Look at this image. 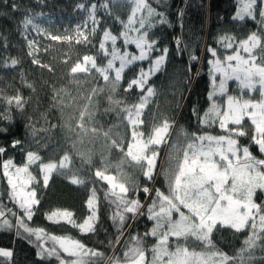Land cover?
<instances>
[{
    "label": "snow or ice",
    "instance_id": "1",
    "mask_svg": "<svg viewBox=\"0 0 264 264\" xmlns=\"http://www.w3.org/2000/svg\"><path fill=\"white\" fill-rule=\"evenodd\" d=\"M4 2L7 4V0ZM117 3L128 7L126 19L113 12ZM10 7L13 12L18 10L15 2ZM78 7L86 11L88 17L84 25L86 31L77 27L75 43L88 51L78 55L67 68L68 84H75L79 91L78 78L85 77L92 78L94 86L82 96L85 103L74 126L70 122L64 125L70 134H75V138H69L70 149L55 159H45L41 154L49 148V140L35 138L36 129L31 118L27 127L36 148L31 145L25 148L21 139L0 144V176L7 185L5 191L0 192V230L15 229L16 238L25 239L38 249L39 260L54 257L58 264H255L256 249L264 252V0H238L232 19L244 21L248 18L255 21L257 27L243 38L227 34L219 37L218 42L225 49H231V54L221 57L216 48L208 46L206 49L210 56L207 60L211 84L207 93L209 106L202 114L194 107L192 113L202 128L215 127L219 132L213 134L200 128L189 132L180 128L183 145L176 150L182 152V156L176 158L173 167L170 154L169 166L161 168L159 173L156 171L158 146L168 142L174 121L164 119L146 133L143 115L155 94L149 80L161 71L169 54V49L161 48L150 30L157 23L163 25L168 20L150 0H97L95 3L87 0ZM99 9L121 25L119 32H113L103 19H98ZM19 24L24 29L21 35L26 41V55L31 64L54 71L39 58L38 42L26 35L29 26L38 32L43 30L28 13ZM47 36L53 41L72 42L74 39L50 33ZM180 43L177 38L178 51L182 52ZM129 46H134V50ZM0 47L5 52L9 48L6 36L0 39ZM198 59L190 54L191 61ZM69 60L71 57L66 55L63 63L67 65ZM143 61H148L147 71L140 66L129 78L126 71ZM21 63L19 57L0 55V67L18 70L20 85L34 92L35 85L23 70H19ZM229 81L236 83V94L230 92ZM105 86H108V94L104 97L107 101L105 112H114L129 129L127 140L114 139L110 135L112 128L105 131L102 126L92 125ZM50 87V107L62 115L69 89L67 86ZM121 91L125 95H120ZM134 93L135 102H128V96ZM28 99L22 95L20 87L13 95L0 89V104L3 105L0 122L11 121L10 113H23ZM41 118L47 122L46 114ZM89 132L93 137L102 136L107 150L123 153L128 163L139 169L140 175L133 177L124 173L123 161L117 165L120 174H110L107 157L103 154L100 157L102 167H96L91 150L85 152L78 148ZM9 135V128L0 126V137L7 139ZM9 149L21 152L24 161L17 164L8 156ZM86 168L90 175L84 174ZM53 173L63 176L71 185L89 189L85 201L88 215L77 221L73 212L57 209L47 213L46 219L68 224L83 234L96 231L99 198L95 183L106 182L108 191L104 198L115 206L111 216L115 236L108 241L112 255L90 248L79 239L48 234L45 228L26 223L32 220L41 203L38 188L41 185L47 188ZM158 175L165 181L166 190L154 186ZM141 192L148 203L138 198ZM3 198L12 206L9 207ZM141 217L152 226L143 233L131 231V224ZM223 231L247 232L242 246L233 254L222 250L214 240L215 234ZM189 241L198 244L199 250L190 246ZM260 260L264 261V256ZM0 264H16L13 248L0 247Z\"/></svg>",
    "mask_w": 264,
    "mask_h": 264
},
{
    "label": "trees",
    "instance_id": "2",
    "mask_svg": "<svg viewBox=\"0 0 264 264\" xmlns=\"http://www.w3.org/2000/svg\"><path fill=\"white\" fill-rule=\"evenodd\" d=\"M13 2L18 5L16 12H13L10 7ZM150 3L158 11L163 12L168 20V23L163 25L157 23L156 27L150 31L154 37L158 38L161 48L167 47L169 49V54L161 71L149 80L155 94L150 98L148 106L144 110L143 119L145 124L143 131L149 132L154 124H159L164 119L174 121V126L170 130L168 146L170 144H182L183 139L179 136L180 128H184L189 132L197 131L200 128L203 131L216 134L219 132L218 128H202L198 125L197 118L192 113L194 107L202 114L209 106L207 93L211 90V84L210 66L207 60L210 56L206 49L208 46L216 48L221 57L231 54V49H225L218 42L219 37L227 34L243 38L249 32L256 30V22L248 18L244 21L232 19L238 8V0H150ZM31 5L30 0H7V4L4 0H0V39L6 36L9 44L6 52L3 47H0V55L21 58L22 63L19 70H23L29 81L35 85L34 92L21 86L17 74L18 70H5L0 67L2 78L0 89H3L8 95H13L16 93L17 87H20L22 95L26 99L30 98L23 113H10L12 116L11 121L0 122V126L8 127L10 133L7 139L0 137V144L9 143L12 139H21L25 142V148L29 145L36 148L32 133L27 127L30 122L29 118H31V123L34 124L36 129L35 138L41 141L45 138L49 140V148L42 150L41 154L45 159H55L64 150L70 149L69 138H75V134H70L68 128L64 125L70 122L74 126L75 120L79 118V110L85 103L82 96H86L88 90L94 85L92 78L85 77L78 78L80 80L79 91L75 84H68L67 68L78 55H83L88 51L83 45L72 43L69 45L68 50L71 52L72 61L67 65L60 62L58 58H52L51 64L54 70L52 72L45 70L38 72L23 50L12 47V42L17 39L19 34V22ZM113 12L119 14L122 19H126L129 9L121 3H117L113 6ZM181 12L183 13L182 16L180 15ZM103 21L113 32L121 30V25L113 19L106 17ZM177 38L181 41L179 48L184 49L182 52L178 51ZM18 46V44L15 45V47ZM129 48L134 50V46H129ZM190 54H195L199 59L191 61ZM140 66H143L147 71L148 61L137 62L131 70L126 71V75L131 78L133 73L139 71ZM86 80L87 82H85ZM51 85H55L56 88L67 86L69 89L70 95L65 97L66 106L63 108L62 115L60 111L50 107ZM229 90L236 94V86L232 83L229 84ZM107 94L108 86H105L104 94L99 97V107L95 111L92 125L102 126L105 131L112 128L110 135L114 139L124 138L127 140L129 129L120 122L114 112H105L107 101L104 97ZM119 94L125 95L122 91ZM135 99V93L128 96V102H135ZM2 107L3 105L0 104V108ZM42 114L47 115V122L41 118ZM52 125H56V127H52ZM92 125L88 126L91 127ZM83 139L84 143L78 144V148L85 152L91 150L96 167H102L100 157L103 154L107 157L108 165L113 168V172L117 171V165L123 161L122 169L124 173L133 177L140 175L139 169L133 168L127 159L123 157V153L115 149L110 151L106 149V142L102 136L93 137L89 132ZM243 140L244 138H242V142ZM163 151V149L159 150L156 169L158 173L161 168L167 167V155ZM8 156L13 157L17 164L24 161L23 154L18 150L9 149ZM76 163L79 164V160ZM32 170L35 173V166L32 167ZM84 174L90 175L87 168ZM140 183H143L142 179ZM154 186L166 190L165 181L159 175L156 177ZM6 187L5 180L0 176V192H4ZM95 187L99 198V220L94 233L83 234L77 228H73L68 224L63 222L56 224L46 219L47 213L57 209H67L73 212L77 221L88 215L85 201L89 195V189L84 186L71 185L63 176L57 173H53L47 188L42 185L38 188L41 203L32 220L26 221V223L32 227H43L48 234L67 235L79 239L90 248L104 252L106 255H112L108 241L115 236V227L110 216V212L114 211L115 206L104 198L105 192L108 191L105 182L98 181L95 183ZM138 198L148 203L142 192L138 194ZM3 199L9 207L12 206L10 201L6 198ZM151 226L150 221L141 217L138 218L137 222L131 224L130 230L143 233ZM14 232L15 229L13 231L0 230V247L14 249L16 264H58L54 257L46 258L43 261L39 260L36 255L38 249L34 244L25 239L16 238ZM246 235L247 232L223 231L216 233L214 240L222 250L233 254L242 246ZM32 239L35 240L34 237ZM48 244L50 245L51 242L48 241ZM189 244L199 250V245L195 242L191 241ZM255 255L257 257L255 264H264V261L260 260V257L264 256V252L257 248Z\"/></svg>",
    "mask_w": 264,
    "mask_h": 264
},
{
    "label": "rangeland",
    "instance_id": "3",
    "mask_svg": "<svg viewBox=\"0 0 264 264\" xmlns=\"http://www.w3.org/2000/svg\"><path fill=\"white\" fill-rule=\"evenodd\" d=\"M32 5L27 10L26 13L30 14L34 18V23L39 26L40 29H42V32H38L36 30H33L31 26H29V29L26 33L29 39H34L38 42L39 46V58L45 63L49 64L52 67V58H58L60 59V62L63 63V60L67 56L71 57L72 61V55L71 52L68 50L69 45L76 44L75 43V35H76V29L79 26L82 30L86 29L84 28L85 21L87 20L88 13L78 7L80 3H87V0H30ZM91 2L95 3L97 0H91ZM46 17V18H44ZM98 19H104L107 17L106 14H104L103 9H99L97 12ZM88 26H91V22H88ZM21 32H24V29L22 26H20L18 37L15 41L12 42V47L14 49L23 50L26 54L27 48H26V41L21 35ZM50 33L52 35H58L61 37L65 36H72L74 39L72 42H69L67 40L62 41H53L48 38L47 34ZM18 44V47H15V45ZM44 49H47L45 52ZM28 57V56H27ZM29 58V57H28ZM64 64V63H63ZM34 66V65H33ZM36 70L38 72H42V70L35 66ZM47 71V70H45ZM49 72V71H48ZM1 74H0V87H1ZM232 83V85L236 86V83L233 81H229V84ZM170 141V138H168V142L161 144L158 146V151L163 149L164 153L166 152L167 155V167L170 163V154L173 157L171 164L173 167H175V160L176 158L182 156V152H178L176 149L182 147V144H172L175 147L168 146ZM173 143V142H172ZM124 157V154H123ZM134 168V167H133ZM109 166L108 171L110 174L113 175H119L118 171L112 170ZM138 169V168H135ZM106 183V182H105ZM112 212H110V216H112ZM51 242V241H50ZM191 241H189L190 243ZM193 242V241H192ZM111 255V254H109ZM71 259V258H68Z\"/></svg>",
    "mask_w": 264,
    "mask_h": 264
},
{
    "label": "bare ground",
    "instance_id": "4",
    "mask_svg": "<svg viewBox=\"0 0 264 264\" xmlns=\"http://www.w3.org/2000/svg\"><path fill=\"white\" fill-rule=\"evenodd\" d=\"M44 18H46V17H44Z\"/></svg>",
    "mask_w": 264,
    "mask_h": 264
}]
</instances>
